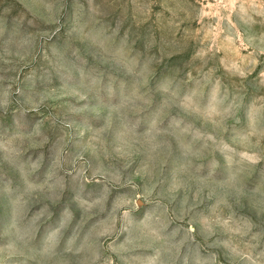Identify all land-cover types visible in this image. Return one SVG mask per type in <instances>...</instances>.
<instances>
[{
  "label": "rangeland",
  "instance_id": "rangeland-1",
  "mask_svg": "<svg viewBox=\"0 0 264 264\" xmlns=\"http://www.w3.org/2000/svg\"><path fill=\"white\" fill-rule=\"evenodd\" d=\"M0 264H264V0H0Z\"/></svg>",
  "mask_w": 264,
  "mask_h": 264
},
{
  "label": "clouds",
  "instance_id": "clouds-1",
  "mask_svg": "<svg viewBox=\"0 0 264 264\" xmlns=\"http://www.w3.org/2000/svg\"><path fill=\"white\" fill-rule=\"evenodd\" d=\"M7 113L5 112V113H2V114H0V115H6Z\"/></svg>",
  "mask_w": 264,
  "mask_h": 264
}]
</instances>
